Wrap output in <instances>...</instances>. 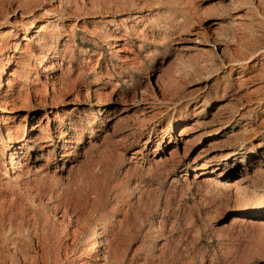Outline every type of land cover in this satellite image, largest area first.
Returning a JSON list of instances; mask_svg holds the SVG:
<instances>
[{
	"label": "rangeland",
	"instance_id": "obj_1",
	"mask_svg": "<svg viewBox=\"0 0 264 264\" xmlns=\"http://www.w3.org/2000/svg\"><path fill=\"white\" fill-rule=\"evenodd\" d=\"M57 112L50 175L9 183L7 125ZM261 194L264 0H0V264H264V225L233 222Z\"/></svg>",
	"mask_w": 264,
	"mask_h": 264
},
{
	"label": "bare ground",
	"instance_id": "obj_2",
	"mask_svg": "<svg viewBox=\"0 0 264 264\" xmlns=\"http://www.w3.org/2000/svg\"><path fill=\"white\" fill-rule=\"evenodd\" d=\"M53 21H55V20H52V19L48 18L47 22L42 24L40 26V28L37 30L38 34L40 32H42V31H44V29L47 27V25H49L50 22H53ZM137 24H140V23L137 22L136 25ZM32 27H33V23L29 22L22 29V31H24L23 34L29 33L31 31ZM139 31L141 32L140 29H139ZM35 36L36 35H33V37H35ZM110 37L113 40V42L111 44H116V40L120 39L121 36L119 34H113ZM25 44H27V43H25ZM15 50H17V49L15 48ZM124 50H126V46L125 45H123V46H121L120 44L116 45V51L119 52V51H124ZM122 57H123L122 61H126L128 59L126 54H123ZM11 58H12V56L9 55L8 60L5 63V68H7L9 66ZM248 59H250V58H245V61L248 62ZM88 62H89V60H88ZM212 65L213 64H211V66ZM60 70H61V68L59 66H57V64L55 62H50V64L47 67V71H51V72H54V73L56 72L53 75V77H52L53 81L51 83L53 91L55 90L56 81L61 77V75L57 74V71H60ZM204 77L206 78V76H204ZM204 77H201V78H204ZM169 83H171V81H169L168 84L166 83L167 86L169 85ZM6 85H7V90H11L12 86L14 85V82L11 79L8 78L6 80ZM144 87H143V89H144ZM168 87L170 88V86H168ZM169 88L167 89V91L169 90ZM171 90H172V88H171ZM146 91H147V88H145L144 90H141L140 93H142V96L144 95V93H146ZM99 98H100V95H99ZM221 115H222V119H221L222 126L218 130V132H222V131L226 130L228 127H230L231 123L236 119V116L238 114H237V111L236 112H231V111H227L226 109L225 110L223 109ZM32 118L35 119V116L32 115ZM32 118L28 117L27 120H24L26 128H28V130L30 132V135L27 136V137H26V129H25V131L22 134V131L19 129V126L17 124L15 125L13 123V124H8L7 125V134H6V136L8 138V141L10 143H12V145H13V148H12L13 151L10 153V165L13 167V169H12L13 172H11V176L9 177V180H8L9 183H19L21 181L27 180L26 178L32 172H33L34 175L41 176L42 178H46V177H48L50 175V165H51V162H52V159H53V156H54L53 155V150L49 149V147L53 145V138H52L51 131H53V125H54L55 121H58V122L60 121L59 114L57 112L56 114H54V119H51L47 115V113H45L44 115H42L40 117V120H38L36 122V124H32V123L29 122L30 119H32ZM46 119H47V121H46ZM112 119H113L112 117L111 118L109 117L106 120L109 122ZM66 133H67L66 131H63L62 137L65 136ZM198 137H199V135H198ZM194 141H195L194 137H192L191 135L187 134V129L182 128L181 132L179 133V138H177V140L175 142V145H173V147L168 152H166V156L164 158V161L169 159V158H172L176 153H179L181 151L186 154V152L189 151V148L193 144ZM67 146H68V144H66V146H64L63 151L61 153V156H62L63 159L66 157L65 162L69 159V155H71V154H69L70 152H67V150H66ZM46 151L48 152L47 154H46ZM33 152L35 153L34 156H32ZM137 152H140V150L136 151L135 153H137ZM167 153L169 155H167ZM235 155H236L235 151H233L231 156H235ZM74 156L76 157V155H74ZM135 157H137V156L133 155L131 158H135ZM167 162H169V161H167ZM75 166H76V164H72L70 167L71 168H73V167L75 168ZM63 168H64V166H63ZM217 169H219L218 166H207L206 168H202L201 171L196 172L195 175H194V178L197 181H199V182L200 181H204V180H211V177L209 175L211 173H215V171ZM217 175H218V177H212V180L214 179L218 183L224 184L226 186H232V187H237V188H241L242 187L241 189H243V187H245L244 184H243V178L236 177L232 181L223 182L220 177H223L225 175V172L224 171H220V172H218ZM185 178H187V177H185ZM192 180L194 181V179H192ZM52 181H54V180H52ZM52 181H51V183H52ZM249 193H251V192H249ZM253 193H255V192H253ZM58 199H59V197H58ZM257 214H259L260 216L264 214V195L260 196L255 202H253L251 204H248L247 206H245L244 208L239 210L237 212V214L235 216H233V222L241 223V225H242V223L257 224V225H260V226L264 225V219L259 218V217L258 218L257 217H249V216H254V215H257ZM236 226H238V225H236ZM96 246H97V244L95 242V246H94L95 250H96ZM7 252H8L10 257H14V254H12L9 249L7 250ZM2 256H3V252H2V254L0 253V262H3L5 260V259H3Z\"/></svg>",
	"mask_w": 264,
	"mask_h": 264
}]
</instances>
